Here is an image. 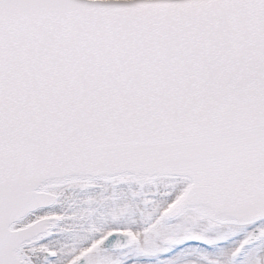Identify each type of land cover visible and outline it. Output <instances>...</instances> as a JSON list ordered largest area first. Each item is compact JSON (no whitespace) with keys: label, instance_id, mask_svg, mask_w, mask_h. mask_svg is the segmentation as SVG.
<instances>
[{"label":"snow or ice","instance_id":"snow-or-ice-1","mask_svg":"<svg viewBox=\"0 0 264 264\" xmlns=\"http://www.w3.org/2000/svg\"><path fill=\"white\" fill-rule=\"evenodd\" d=\"M0 264H264V0H0Z\"/></svg>","mask_w":264,"mask_h":264}]
</instances>
